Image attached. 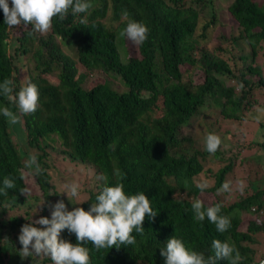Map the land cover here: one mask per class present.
Wrapping results in <instances>:
<instances>
[{"label": "trees", "instance_id": "obj_1", "mask_svg": "<svg viewBox=\"0 0 264 264\" xmlns=\"http://www.w3.org/2000/svg\"><path fill=\"white\" fill-rule=\"evenodd\" d=\"M221 1H229L225 6L229 24L220 30ZM90 2L86 13L70 12L63 21L53 18L50 31L43 35L31 33V25L8 28L0 9V82L12 79L18 91L31 81L39 90L37 109L28 115L0 95V108L16 112L22 132L15 130L17 137L12 136L9 122L0 114V187L6 177L16 184L6 197L0 195V264L7 262L5 249L21 264L53 263L49 257L21 259L18 233L12 229L34 220L5 214L25 202L19 192L25 187L20 174L27 171L24 161L30 154L43 169L31 183L47 202L50 174L45 150L55 149V142L73 168L84 169L77 173L89 170L85 198L75 207L87 211L103 187L122 183L126 194L145 192L157 212L154 219L145 217L143 235L133 233L134 246L96 250L91 242L85 243L90 264H165L160 248L172 236L205 257L213 254L212 241L219 239L239 251V264H260L250 244L256 243L255 234L264 233L262 168L232 151V143L228 147L221 143L214 154L205 150V144L202 150L192 145L198 132L201 137L212 132L219 116L240 119L242 111L256 103L253 93L264 92V77L254 63L258 49L264 48V0ZM129 21L148 27L143 44L121 35ZM182 64L188 70L200 69L202 80L192 84L188 70L181 73ZM92 74L96 77L90 78ZM105 78L117 79L123 89L112 88ZM228 79L234 85L225 84ZM201 113L203 123L193 129L190 120ZM258 128H264V120H258ZM248 146L254 147L253 154L264 156V138ZM236 159L239 164L250 159L252 169H247L237 200L222 204L220 214L229 217L231 226L219 233L207 217L194 220L191 204L201 192L196 187L200 178L212 182L203 192L218 190ZM210 160L219 166L212 170ZM216 203L220 202L204 205ZM43 208L44 204L40 213L45 216ZM244 213L254 214L255 220L239 230ZM60 238L76 243L75 234L67 229Z\"/></svg>", "mask_w": 264, "mask_h": 264}, {"label": "clouds", "instance_id": "obj_2", "mask_svg": "<svg viewBox=\"0 0 264 264\" xmlns=\"http://www.w3.org/2000/svg\"><path fill=\"white\" fill-rule=\"evenodd\" d=\"M91 7L90 0H11V5L9 0H0L3 23L8 28L31 25V33L42 35L50 31L53 18L59 17L63 21L70 12L72 15L86 13ZM148 33L149 29L145 24L129 21L121 35L126 36L133 44L141 45L147 40ZM0 95H3L9 104L15 105L23 115L34 113L39 102L38 87L31 81L21 85L17 91L14 81L6 78L0 82ZM0 114L11 124L19 122L16 112L9 107L0 108ZM221 143L218 135L209 133L205 137V150L214 154ZM24 168L27 171L21 172L20 178L29 186L19 189V192L28 198L32 194L30 182L34 177L41 175L43 169L35 154H30L24 161ZM196 187L203 192L210 187V183L207 179H202L196 183ZM15 188L14 180L6 177L0 187V195L6 197L8 190ZM231 191L232 184L226 181L217 190V195ZM65 193L73 204V198L80 195V185L77 182L65 183L59 194ZM53 194L56 193H50ZM43 204L45 201L40 205ZM47 206L51 210L50 218L40 216L21 226L18 235L21 245L18 254L21 259L37 256L49 257L53 264H90L89 249L83 246L85 243L91 242L96 250L110 249L113 246L117 249L121 246H134L137 240L133 233L143 235L145 217L154 219L157 215L145 192L126 194L122 183L103 187L96 195L95 203H91L87 211L83 207L69 210L63 199ZM191 208L195 221L203 222L207 217L219 233L226 232L231 226L229 217L220 214L221 203L205 208L203 200L195 199ZM65 229L70 234H75L76 243L60 238ZM211 247L213 254L205 257L203 252L189 249L182 239L172 236L166 241V246L160 248V255L165 258V264H217L220 260H226L228 264H239L242 259L239 251L228 242L214 239ZM260 264H264V260L260 261Z\"/></svg>", "mask_w": 264, "mask_h": 264}, {"label": "rangeland", "instance_id": "obj_3", "mask_svg": "<svg viewBox=\"0 0 264 264\" xmlns=\"http://www.w3.org/2000/svg\"><path fill=\"white\" fill-rule=\"evenodd\" d=\"M259 2L260 0H255ZM229 1H221V6L222 8L219 11V16L223 21V25H220L218 29H224L225 28V23L229 24V16L226 13L225 6L227 5ZM189 3V1H187ZM191 4V3H189ZM216 34H214L215 36ZM213 36V37H214ZM244 49H246L245 44L242 43L241 45ZM264 46V45H263ZM130 47L133 49V45H130ZM254 63L258 64L260 67V71L262 76L264 77V48H259L256 54V57L254 59ZM188 70V66L185 64H182L180 67V71L182 74H185L186 71ZM188 73L190 74V78L192 79V84L196 83L197 81H201L203 78V73L200 69H196L195 67H191L188 70ZM96 77L95 74L90 75V78ZM107 84L111 86L112 88L119 87V89H123V87L120 85V82L117 81V79L109 80V78H105ZM88 80V79H87ZM225 84L227 85H234V81L232 79L225 80ZM237 89H235L236 91ZM253 99L256 102L253 106L250 108H247L242 111L241 113V118L240 119H226V118H221L220 116L217 118L216 121V126L212 127V132L213 134L218 135L221 140L222 144L225 143V147H228L231 143L233 144L232 151H237L238 155L240 157H245V158H250L254 161H256L260 167V170L262 173H264V156H262V153H252L254 151L253 146H248L252 141L255 140H261L264 138V128H258L256 131V125L259 119L264 120V92L259 93L254 92L253 93ZM156 113H158L156 111ZM203 113H201L197 118H193L190 120L191 127L194 129L200 121L202 122L203 119ZM189 123V124H190ZM9 131L12 132V136L17 137L14 135L15 130H18V135H21V124L20 122L16 124H11L9 122L8 124ZM192 131V135L195 134V131ZM190 132V131H189ZM199 136H196L193 140V148L197 150H202L203 146L205 144V137L207 136L206 134L201 137L200 132H198ZM227 141V142H226ZM20 142V141H19ZM21 143V142H20ZM55 149H46V160L49 163L48 167V172L50 174V180H49V198L47 202L44 204V214L47 217H51V210L47 206L49 203L54 204L58 200L63 199L65 204L67 205L69 210H72L75 205L74 204H79L82 199L85 198V194L83 193L85 191V188L87 187V180L89 177L86 176L85 172L86 171H81L79 170H84L82 168H76V166L73 168L71 166V163L69 160H67L64 155H62L59 150H60V145L55 142L54 143ZM213 156V155H212ZM238 157V156H237ZM209 158V155L207 156ZM250 159L246 162L238 163L239 159H236L232 165V169L227 173L225 177V182L229 181L232 184V191L230 193L227 192H222L219 195H217V190L214 192H199L196 196V199H201L203 200L204 204L210 205L212 202L218 200L221 204L223 205H228L231 202L237 200V192L240 191V186L241 184H244V176L246 175L247 169L252 167V163L250 162ZM207 165H209L212 170L216 169L219 166V163L216 160H210L208 161ZM252 169V168H250ZM73 170H75L73 172ZM89 171V170H88ZM83 172V173H82ZM87 175L89 176V173L87 172ZM202 179H207L211 185V180L207 177H201ZM71 182H77L80 185V195L77 198H73L72 202L73 204L67 199V194H59L63 190V185L65 183H71ZM24 186L25 183H24ZM29 186V185H27ZM30 186L32 187V194L33 198H27L25 197V202L24 204H20L18 206H14L6 211L5 216H17V217H25V219H33L36 220L40 216H44L42 213H40L41 210V203L44 202L41 193L39 194V191L37 190V187L32 185L30 182ZM238 187V190L235 192L236 188ZM50 193H56L53 195H50ZM243 192H241L242 194ZM255 220V215L254 214H242L240 215V222L238 229L243 230L245 228V225L248 220ZM28 222H23L22 224L16 226L15 228L12 229L14 233H20L21 226L26 224ZM37 227H41L40 225H36ZM255 241L256 243L250 244V246L254 250V260L256 261H261L264 259V233H258L255 234ZM4 254L6 255V264H21L15 259H17V256L14 255V253L10 252L9 250L5 249ZM37 259H41L42 257H37ZM40 261V260H39ZM5 264V263H4ZM26 264V263H24ZM53 264V263H52Z\"/></svg>", "mask_w": 264, "mask_h": 264}]
</instances>
